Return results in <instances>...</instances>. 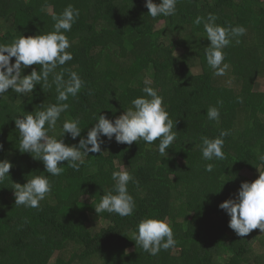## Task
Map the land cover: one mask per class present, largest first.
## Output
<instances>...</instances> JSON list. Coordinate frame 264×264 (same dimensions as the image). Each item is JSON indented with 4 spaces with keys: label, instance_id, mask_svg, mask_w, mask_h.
Masks as SVG:
<instances>
[{
    "label": "trees",
    "instance_id": "1",
    "mask_svg": "<svg viewBox=\"0 0 264 264\" xmlns=\"http://www.w3.org/2000/svg\"><path fill=\"white\" fill-rule=\"evenodd\" d=\"M68 5L80 13L65 33L73 59L56 71L77 72L84 86L64 101L69 108L49 135L62 138L63 122L78 119L86 136L100 113L114 119L144 95L147 79L163 97L176 139L161 156L159 140L129 146L102 137V152L85 156L78 172L65 161L63 173L51 176L42 161L19 151L14 119L56 103L55 85L45 92L37 84L27 96L9 89L0 96V160L13 165L0 182V264H264V232L237 236L218 207L235 197L242 181L255 180L257 168L264 170L258 159L264 155V91L257 90L258 80H264V0H179L175 15L155 19L145 0H0V43L51 31L52 15ZM209 13L226 28L245 23L240 43L233 38L223 50V76L207 64L210 41L203 24L193 23ZM156 20L164 22L161 29L152 28ZM171 46L182 53L176 55ZM39 67L31 65L24 74ZM196 67L200 74L193 72ZM213 106L220 112L216 121L206 115ZM221 130L230 132L223 138L226 158L203 160L200 138L218 137ZM63 139L73 145L80 137ZM207 163H214L212 172L205 171ZM120 167L138 182L128 184L134 212L98 215L94 205L112 190L111 173ZM243 170L253 177L242 176ZM32 175L48 176L51 191L39 208L15 206L13 183L23 184ZM145 217L166 220L175 246L156 256L136 247L130 238Z\"/></svg>",
    "mask_w": 264,
    "mask_h": 264
},
{
    "label": "clouds",
    "instance_id": "2",
    "mask_svg": "<svg viewBox=\"0 0 264 264\" xmlns=\"http://www.w3.org/2000/svg\"><path fill=\"white\" fill-rule=\"evenodd\" d=\"M178 2L179 0H159L157 3L155 0H145V7L148 15L155 19L159 16L175 15ZM79 14L78 9L68 5L61 13L52 15L54 24L51 31L34 36L22 35L11 43H0V96L9 89L16 94L27 96L33 93L37 84L45 92L54 84L57 93L56 103L36 111L35 115L26 112L14 119L15 129L18 130L19 151L29 153L34 159L42 161L45 172L51 176L63 173L64 169L60 165L65 161L69 168L78 172L85 156L102 152V137L109 141L114 138L116 143L129 146L139 140L149 145L159 140V154L168 155L166 150L176 139V133L172 131L174 123L163 106V97L147 79L142 89L144 95L134 98L131 106L114 119L100 113L86 136H81L83 128L80 127L78 119L63 122L59 132L62 138L49 135L50 131L55 132L61 114L69 108V104L64 101H67L69 96H77L84 86L77 72L69 68L56 71L59 66L73 59V54L67 51L71 44L65 33L71 31ZM216 20L217 16L209 13L206 19L197 16L193 23L197 26L203 24L206 38L210 41L205 49L207 64L214 70V75L223 76L227 68L223 50L231 44L233 38H236V43H240L238 38L245 34L246 29L243 26L226 28L218 25ZM13 58L14 63L11 62ZM31 65H39V71L33 68L30 73L24 74V70ZM65 74L67 79L64 78ZM206 115L209 120L216 121L219 120L220 112L213 106L207 108ZM65 134H69L73 140L80 137L78 144H66L63 139ZM229 134V131L221 130L215 138L202 136L199 145L202 159L224 160L226 157L223 138ZM0 149H3V144H0ZM258 159L264 163V155H259ZM12 166L9 160H0V182L10 176ZM214 167V163H207L205 171L212 172ZM257 169L259 175L255 180L242 181L235 197H230L218 205L230 217L228 227L241 238L254 229L264 232V170ZM111 179L114 182L113 188L103 194L99 203L94 205L95 212L99 215L106 211L121 217L132 215L136 205L128 191V184L130 181L138 182L126 169L112 171ZM11 188L15 206L39 208L40 201L45 199L52 185L48 176L32 175L23 184L14 182ZM130 239L135 241L136 247L152 256L176 244L170 224L155 217L140 220Z\"/></svg>",
    "mask_w": 264,
    "mask_h": 264
},
{
    "label": "rangeland",
    "instance_id": "3",
    "mask_svg": "<svg viewBox=\"0 0 264 264\" xmlns=\"http://www.w3.org/2000/svg\"><path fill=\"white\" fill-rule=\"evenodd\" d=\"M164 26V22L163 21H153V23H152V28L154 29V30H158V29H161L162 27ZM239 26H245V23L244 22H242V21H240L239 22ZM170 51H173L176 55H178V54H181L182 53V50L181 49H174V47L173 46H171V47H169L168 48ZM193 72L195 73V74H200L201 73V68L200 67H196V68H194L193 69ZM258 89L257 90H259V91H264V80L263 79H259L258 80V87H257ZM120 169H123L122 167H120ZM241 175L242 176H244V177H247V178H252L253 177V175H252V173L250 172V171H248V170H243L242 172H241ZM175 253L177 254V255H180L181 254V251L179 250V249H177V250H175ZM56 261V257L54 258V260H53V263Z\"/></svg>",
    "mask_w": 264,
    "mask_h": 264
}]
</instances>
